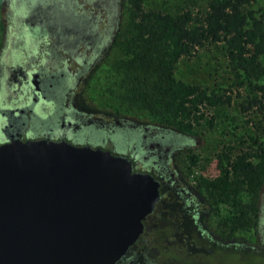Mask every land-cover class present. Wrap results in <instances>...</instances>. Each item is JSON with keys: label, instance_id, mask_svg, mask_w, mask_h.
Here are the masks:
<instances>
[{"label": "rangeland", "instance_id": "obj_1", "mask_svg": "<svg viewBox=\"0 0 264 264\" xmlns=\"http://www.w3.org/2000/svg\"><path fill=\"white\" fill-rule=\"evenodd\" d=\"M114 1L0 0V51L13 50L16 41L22 42L25 56L43 63L57 57L59 52L60 59H55V63L70 67L72 73L83 60L80 54L84 48L63 46L87 39L85 35L93 30L96 38L103 34L107 40L105 48L71 81L76 110L106 124L122 120L142 127L173 128L169 120L132 97L134 88H148L154 77L129 65L135 30L123 1ZM207 5L208 0H145L146 9L170 13L184 9L204 12ZM251 9L264 12V0H255ZM87 24L91 25L88 30ZM107 25H111L108 33ZM57 39L65 42L58 46ZM88 44L89 40L87 47ZM175 77L209 92L230 96L231 103L205 109V117L195 126V134L188 136L187 145L177 148V154L181 155L176 156L168 171L158 174L163 182L161 198L139 243L142 250L136 256L132 254V259L129 255L124 264H264V186L257 227H241L235 238L229 239H224L221 228H226L239 209L230 202L208 203L203 190L197 188L200 179L218 176L217 158L225 146L254 133L252 121L261 117L254 111L246 113L241 109V104L253 93L235 85V72L226 57L224 43L198 48L180 59ZM86 143H102L126 154L132 147L129 142L117 144L93 137H87ZM192 154L197 156L195 164L191 162ZM240 201L243 209L251 210L249 194L242 193Z\"/></svg>", "mask_w": 264, "mask_h": 264}, {"label": "water", "instance_id": "obj_2", "mask_svg": "<svg viewBox=\"0 0 264 264\" xmlns=\"http://www.w3.org/2000/svg\"><path fill=\"white\" fill-rule=\"evenodd\" d=\"M160 186L100 147L0 144V264H117L143 234Z\"/></svg>", "mask_w": 264, "mask_h": 264}, {"label": "trees", "instance_id": "obj_3", "mask_svg": "<svg viewBox=\"0 0 264 264\" xmlns=\"http://www.w3.org/2000/svg\"><path fill=\"white\" fill-rule=\"evenodd\" d=\"M122 1L135 30L129 65L154 77L148 88H134L132 97L183 133L194 135L195 126L205 117L204 110L229 104L231 97L177 79L176 65L198 48L225 44L235 85L253 93L241 109L254 111L261 118L252 121L253 134L223 148L217 158L218 176L200 179L197 188L203 190L208 203L230 202L239 209L226 228H221L224 239L235 238L241 227H257L264 186V12L251 9L255 0H208L206 11L197 13L146 9L145 0ZM190 157L195 164L197 156ZM244 192L251 196L250 211L241 207ZM220 226L224 227V222Z\"/></svg>", "mask_w": 264, "mask_h": 264}, {"label": "flooded vegetation", "instance_id": "obj_4", "mask_svg": "<svg viewBox=\"0 0 264 264\" xmlns=\"http://www.w3.org/2000/svg\"><path fill=\"white\" fill-rule=\"evenodd\" d=\"M111 2L115 3L114 0ZM108 25L106 33L111 27ZM90 28L91 25L87 24V30ZM93 31L91 34L87 32L85 35L87 39L74 40L63 46L84 48V52L80 54L83 60L78 62L79 67L71 71L72 73L70 67L62 66L59 61L55 63V59H60L59 52L57 57L52 56L51 60L43 63L31 60L28 55L25 56L22 42L16 41L13 50L0 51V144L18 138L23 141L66 140L75 145L100 147L115 155L127 157L132 161L134 171L151 173L160 181L161 190L163 182L158 174L168 171L176 156L181 155L177 154L176 150L179 146L187 145L189 134L154 125L142 127L122 120L106 124L88 118L86 112L76 110L75 94L72 92L74 89L70 87L71 81L75 80L81 71L86 70L88 64H92V60L99 56L107 42L103 34L99 33L98 38L94 37ZM57 40L58 46L60 42H65ZM89 49L92 51L89 52ZM87 137L105 141L109 139L117 144L129 142L132 144L131 152L126 154L116 151L102 143L97 145L86 143ZM156 207L145 220L141 237L117 264H124L129 255L136 256L142 250L143 246H139V243L146 234L147 222Z\"/></svg>", "mask_w": 264, "mask_h": 264}]
</instances>
